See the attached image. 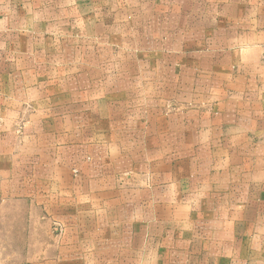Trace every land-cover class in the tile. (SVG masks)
Returning <instances> with one entry per match:
<instances>
[{
  "label": "rangeland",
  "instance_id": "obj_1",
  "mask_svg": "<svg viewBox=\"0 0 264 264\" xmlns=\"http://www.w3.org/2000/svg\"><path fill=\"white\" fill-rule=\"evenodd\" d=\"M262 12L264 0H0L3 152L11 150L15 161L29 151V131L39 120L33 114L41 115L46 106L53 111L76 106L81 147L106 144L131 161L116 175L128 195L122 209L111 199L97 202L104 211L92 216L90 182L83 181L89 177L80 178L77 163L82 185L77 186L76 228L60 222L56 203L53 211L42 213L40 203L26 201L25 189L42 196L37 187L20 186L19 196L12 197L3 184L0 264H264V170L256 168L264 166V139L249 146L252 175L258 172L261 180L241 217L232 216L228 202L225 218L205 217L203 202L193 195L197 191L181 177L172 193L179 198L172 202L177 218L168 217L171 202L159 205L150 196L155 168L186 172V161L192 164L178 150L195 141L171 136L174 130L168 127L169 116L198 113L210 101L184 87L187 77L216 82L213 53L246 47L241 39L255 30L253 19L262 23ZM259 46L264 63V41ZM225 69L219 70L232 75ZM155 108L158 118H166L162 132L154 128ZM91 129H97L98 138L89 137ZM173 147L178 150L171 153ZM82 160L94 163L89 153ZM19 165V173L29 172ZM163 189L169 198V187ZM143 191L146 201L133 203ZM213 205V212L222 207Z\"/></svg>",
  "mask_w": 264,
  "mask_h": 264
},
{
  "label": "crops",
  "instance_id": "obj_2",
  "mask_svg": "<svg viewBox=\"0 0 264 264\" xmlns=\"http://www.w3.org/2000/svg\"><path fill=\"white\" fill-rule=\"evenodd\" d=\"M251 16L256 17L257 14ZM261 18L263 21L258 24L254 23L256 19H253L251 26L254 28L256 26L255 30L251 29L250 34L241 39L242 42L247 43L246 47L242 46L232 52L218 50L213 53L218 58L215 70L216 82L206 85L203 81L198 83L187 77L184 85L187 90L201 91L202 99H210L204 101L200 112L168 117V127L174 130L171 136L191 138L195 141L182 150L179 149L181 145L178 146L179 150L175 147L170 150L171 153L177 150L183 151L181 153L187 155L185 159L190 160L192 164L186 161L188 162L186 166H190L189 169L185 167L186 172L166 165L164 170L162 167L154 169L153 190L150 196H153V201L159 205L161 202H171V212L168 215L170 218H177V205L174 206L172 202H178L179 198L172 193L178 186L179 177L185 178L186 185L197 191L193 195L198 196L197 198L203 202L201 212H204V216L209 219L225 218L224 202L233 204V217H241L243 204L255 200L250 197L251 192L258 194L255 188L260 184L261 178L258 172L254 175L252 173L256 168L258 171L264 170V166L257 165L255 168L251 157L247 156L251 148L249 146L260 143L258 139H264V63L263 50L259 46L264 41V12ZM206 34L202 32V38ZM205 55L208 57L209 53ZM225 68L229 73L232 72V75L219 70ZM189 72L187 69V73ZM46 108L47 106L43 108L41 115L33 114L34 118L39 116L36 122L40 123V127L35 130L38 123L33 124L35 127L29 131L30 144L27 146L29 151L24 150L19 156L17 154L15 161H12L14 153L11 150L7 153L6 148L3 152L2 140L0 141V200L3 184L9 187L8 194L12 197L19 196V190H22L20 186L37 187L42 196L35 194L36 191L28 195L30 191L25 189L27 196H24L28 198L26 201L40 203L42 213L43 210L53 211L57 206V218L60 222L65 226L73 224L76 228L77 186L82 185L80 178L89 177L90 179L86 178L83 181L90 182L89 198L92 203L90 216L104 211V208H99L94 203H103L110 199L113 202H121L122 209L123 201H126L128 195L116 175L122 168L126 167L128 170L131 165V161L129 162L123 155V150L115 152V147L106 144L88 146L89 148L81 147V140L77 141L82 137V133L77 131V107L67 109L64 106L57 111ZM158 111L159 109L155 108L154 117L158 124L154 128L162 132L166 118H158ZM178 121L182 122V125L177 128ZM88 132L91 139L99 137L97 129ZM104 133L105 131L102 130L100 134L104 136ZM195 139L200 141L199 144ZM86 153L92 155L93 164L88 165L83 162V154L86 156ZM4 159H9V164L5 165ZM31 163L32 166L29 165ZM77 163L81 165L82 177L79 179H77ZM19 164L24 165L21 168L29 172L25 175L19 173ZM33 169L41 171V175L33 176L30 172ZM94 171L98 172L94 173ZM98 175L103 179H95ZM163 186L169 187L171 193L169 198L163 197ZM132 201L137 204L144 203L145 192L143 191L140 196L135 194ZM215 202H219L222 206H215L217 212H213ZM207 203L210 205L206 207ZM161 210L162 208L160 212ZM174 213L175 215H172ZM156 216L159 218L162 215L157 211ZM222 232L225 233V230Z\"/></svg>",
  "mask_w": 264,
  "mask_h": 264
}]
</instances>
